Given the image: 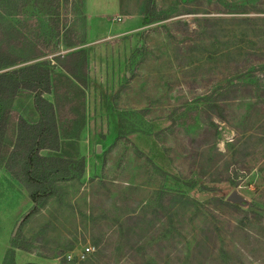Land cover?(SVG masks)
Instances as JSON below:
<instances>
[{"label":"rangeland","instance_id":"rangeland-1","mask_svg":"<svg viewBox=\"0 0 264 264\" xmlns=\"http://www.w3.org/2000/svg\"><path fill=\"white\" fill-rule=\"evenodd\" d=\"M146 3L0 0L10 68L48 60L57 74L58 56L88 54L85 175L26 217L29 190L0 164V264L15 237L29 248L16 264H264V0H155L149 23ZM33 106L29 91L14 97L9 139ZM234 189L240 208L220 200ZM174 193L199 203L173 209Z\"/></svg>","mask_w":264,"mask_h":264},{"label":"trees","instance_id":"trees-1","mask_svg":"<svg viewBox=\"0 0 264 264\" xmlns=\"http://www.w3.org/2000/svg\"><path fill=\"white\" fill-rule=\"evenodd\" d=\"M146 1L144 22L149 23L152 21L151 17L156 4L155 0ZM87 55V50L80 48L65 56H58L62 71L55 74L54 66L48 60H38L10 68L18 61L0 48V164L10 170L29 190L34 204L26 217L38 212L47 200L58 192L59 181H79L85 175L86 158L81 152L79 139L85 125V89L88 86ZM61 77L67 79L66 88L62 87V82H59ZM66 90L78 92L81 101L75 104L76 108L70 106L73 103L72 100H62L61 94H64ZM21 91L32 93L37 120L29 121L24 116H19L12 133L13 138L9 139L11 135L9 134L10 105ZM51 93L54 97L56 95L55 102L45 96ZM258 97L264 100V90ZM67 102L70 107L63 115L64 120H60L58 112L63 110ZM210 105L211 109L216 111V105ZM77 111L79 114L77 113V117L74 118ZM70 112L73 114L72 117H70L72 115ZM210 131L211 128L206 127L198 137H192L191 142L204 141V135L207 136ZM44 150L46 153H43ZM161 194H159L160 201L163 202L164 193ZM179 195L182 194L171 195L173 209L177 208L180 202L190 206L199 203L189 196L182 195V198H179ZM220 200L225 204L240 208V204L226 201L224 197ZM166 211L173 215L179 212V210ZM194 211H201L200 214L204 215L202 210ZM157 213L164 214V210H157ZM241 213H244V217L248 215L244 211ZM205 224L208 225L207 219ZM20 235L21 233L18 236ZM16 248L29 249L19 242L18 237H15L3 264H16ZM63 264H66V258H63Z\"/></svg>","mask_w":264,"mask_h":264},{"label":"water","instance_id":"water-1","mask_svg":"<svg viewBox=\"0 0 264 264\" xmlns=\"http://www.w3.org/2000/svg\"><path fill=\"white\" fill-rule=\"evenodd\" d=\"M227 200L232 201L234 203L238 204H244L246 202V199L244 196H242L238 190L234 189L227 197Z\"/></svg>","mask_w":264,"mask_h":264},{"label":"built area","instance_id":"built-area-1","mask_svg":"<svg viewBox=\"0 0 264 264\" xmlns=\"http://www.w3.org/2000/svg\"><path fill=\"white\" fill-rule=\"evenodd\" d=\"M95 250V246L88 244L84 247V249L81 251V253L79 254L80 257H85L87 253H90L92 251ZM70 257H72V254H69Z\"/></svg>","mask_w":264,"mask_h":264}]
</instances>
